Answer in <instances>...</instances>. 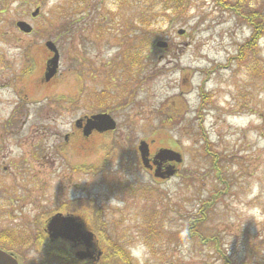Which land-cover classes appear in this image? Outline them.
Listing matches in <instances>:
<instances>
[{
  "label": "rangeland",
  "instance_id": "374dc122",
  "mask_svg": "<svg viewBox=\"0 0 264 264\" xmlns=\"http://www.w3.org/2000/svg\"><path fill=\"white\" fill-rule=\"evenodd\" d=\"M222 1L263 15L255 51L249 23L214 0H0L1 248L43 264L44 219L86 206L111 264H264V0ZM101 112L114 130L75 129ZM140 140L179 152L175 175L145 169Z\"/></svg>",
  "mask_w": 264,
  "mask_h": 264
},
{
  "label": "flooded vegetation",
  "instance_id": "af4514ba",
  "mask_svg": "<svg viewBox=\"0 0 264 264\" xmlns=\"http://www.w3.org/2000/svg\"><path fill=\"white\" fill-rule=\"evenodd\" d=\"M30 34H32V32ZM46 42H48V40ZM54 46L58 54V67L56 69L55 74L48 81H46L45 73L47 72V61L50 60L53 56V53L47 49L48 54L45 57L46 60L45 67L42 71L43 73L42 80L46 83H48L52 79H56L60 75V71H59L60 53L55 43ZM25 57L28 61L31 60V58L28 56V53L25 55ZM23 74H25V71L23 72ZM45 99L49 100V103L51 102L53 104H58L59 102H65V96L62 94H57L54 97L47 96ZM86 117L87 116H84L78 119L84 120ZM75 129H78L79 131L82 132V125L76 126ZM92 134L93 132L89 136H91ZM67 136L68 134H65L64 138L66 139ZM154 155L155 153L153 155L149 153L150 162H149L148 170L153 171L157 167H159L161 173L167 171L170 168H174L177 170L176 167L177 165H175V163L173 162L158 161L154 163L153 162ZM74 209L75 210L77 209V211H79L81 215L85 214L86 218L84 219L81 216L73 215L74 213L71 212L65 213L64 211H55L54 213H52L51 215L47 216L44 219L45 222L44 233H46L47 238L45 241L43 240L41 243V245L46 246L45 248L46 252L43 255L41 262H43V264H111V260H109V255L107 253V248L105 249L102 246V243L100 244V242H98L99 238H101L103 242L104 239L101 236H99L97 233L98 223L100 222H99V217L97 216L96 213V207L84 206L78 208L75 207ZM56 214H60L61 216L66 218L67 217L72 218L74 222L78 225V228L76 230L64 231L62 236H59L57 238L50 237L49 231L47 230V225L50 219ZM196 221L200 223L199 220ZM62 248H66V249L63 250ZM4 251L11 254L17 260L18 263L25 264V259L23 258L22 255H18L12 251L5 249Z\"/></svg>",
  "mask_w": 264,
  "mask_h": 264
},
{
  "label": "water",
  "instance_id": "95a60500",
  "mask_svg": "<svg viewBox=\"0 0 264 264\" xmlns=\"http://www.w3.org/2000/svg\"><path fill=\"white\" fill-rule=\"evenodd\" d=\"M39 12V9L36 8L31 15L35 17ZM16 27L24 32L29 33L32 30V27L25 21H17ZM183 30L177 31L178 34L183 33ZM45 46L48 50L53 52V56L47 62V72L45 73V80L48 81L56 72L58 67V54L57 50L52 42H46ZM155 46L158 48H166L167 42L163 40H158L155 43ZM77 126H81V121L78 120L76 122ZM83 126V125H82ZM116 127V122L113 117L108 113H98L86 118L84 126L82 127V132L84 136H88L91 134L93 130L97 132H109L114 130ZM138 150L140 153V159L142 165L146 168H149V147L145 141H141L138 145ZM153 162L156 163L158 161H169L179 164L182 162V158L180 153L169 149V148H160L156 151L155 155L153 156ZM176 169L170 168L167 171L161 173L159 167L154 170V176L159 178H168L175 173ZM78 225L74 222V220L70 217H63L60 214L54 215L48 225L47 230L49 231V236L53 238H57L62 236L64 231H71L76 230ZM0 264H20L17 260L9 253L0 249ZM184 264V263H181Z\"/></svg>",
  "mask_w": 264,
  "mask_h": 264
},
{
  "label": "trees",
  "instance_id": "16d2710c",
  "mask_svg": "<svg viewBox=\"0 0 264 264\" xmlns=\"http://www.w3.org/2000/svg\"><path fill=\"white\" fill-rule=\"evenodd\" d=\"M216 2L217 5L221 6L223 9L227 10V11H232L234 12L237 16L239 17H243V19L245 21H247L249 23V26H251L253 28V34L249 37V41L246 43L245 47H247V49L251 50V51H255V46L257 44V40L261 37V35L263 34V29H261L260 27V24L259 23H255V20L257 18H260L261 14H255V13H252V14H245L242 12V6H239V5H234L233 8L229 7V6H226L225 1H222V0H214ZM187 0H176V3L170 7H172V10L174 11H180L182 12L183 10H185L186 6H187ZM242 15V16H241ZM150 45H152V42H149ZM239 55L238 58H241V50L239 48ZM133 61L135 62H138L139 60V57L137 56L136 58L132 57ZM131 59V60H132ZM139 66H140V63H139ZM138 66V68H139ZM201 96L204 98L203 96V89L201 88ZM88 166H82V165H79L78 167H76V169H79V170H88ZM4 235H7V232H5ZM3 235V237H5ZM115 256H118V258L120 257V255H115ZM121 261L118 260V262L120 264H124L125 262H127V260L122 257L121 258Z\"/></svg>",
  "mask_w": 264,
  "mask_h": 264
},
{
  "label": "clouds",
  "instance_id": "9594fccd",
  "mask_svg": "<svg viewBox=\"0 0 264 264\" xmlns=\"http://www.w3.org/2000/svg\"><path fill=\"white\" fill-rule=\"evenodd\" d=\"M113 51H115V50H113ZM109 55H111V53H109ZM144 251H145L144 246L142 244H140V245H137L135 247H132L130 249V254H131V256H133L136 259H141L143 254H144Z\"/></svg>",
  "mask_w": 264,
  "mask_h": 264
}]
</instances>
